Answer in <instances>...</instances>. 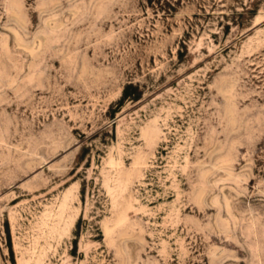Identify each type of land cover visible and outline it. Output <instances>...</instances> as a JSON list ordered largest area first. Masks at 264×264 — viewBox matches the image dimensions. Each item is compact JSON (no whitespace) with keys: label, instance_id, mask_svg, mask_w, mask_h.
I'll return each instance as SVG.
<instances>
[{"label":"rangeland","instance_id":"1","mask_svg":"<svg viewBox=\"0 0 264 264\" xmlns=\"http://www.w3.org/2000/svg\"><path fill=\"white\" fill-rule=\"evenodd\" d=\"M0 264H264V0H0Z\"/></svg>","mask_w":264,"mask_h":264}]
</instances>
